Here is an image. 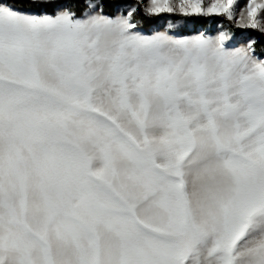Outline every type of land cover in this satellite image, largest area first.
<instances>
[{"label": "snow or ice", "instance_id": "obj_1", "mask_svg": "<svg viewBox=\"0 0 264 264\" xmlns=\"http://www.w3.org/2000/svg\"><path fill=\"white\" fill-rule=\"evenodd\" d=\"M237 5L0 0V264H264V48L135 19Z\"/></svg>", "mask_w": 264, "mask_h": 264}, {"label": "rangeland", "instance_id": "obj_2", "mask_svg": "<svg viewBox=\"0 0 264 264\" xmlns=\"http://www.w3.org/2000/svg\"><path fill=\"white\" fill-rule=\"evenodd\" d=\"M107 1L119 2V4L114 7H112V5L111 6L108 5V8L106 9L104 8L105 11L112 13V16L120 14V12L126 9L129 5H133L137 2V0H107ZM244 4H246V0H238L237 11L240 7H243ZM142 15H144L142 10L141 11L138 10L137 15L135 17L136 21L140 22L139 23L140 26H143L148 29L147 30L148 32L145 33L138 28V31L140 32L141 35H152L156 31H164L168 27V22L170 19L173 21V24H175L176 21H179L178 28L174 30L173 33L175 35H194V34H199V32L203 30H205L208 34H215V31L217 30L216 26L221 23H223L225 27L230 31L231 28H235L232 24H230L228 21L223 19H220V21H216V22H211L209 20L205 27H201L199 25L195 26L193 22L187 19L188 17H179L176 15L169 16V14H162L160 17H158L155 23L150 24L149 22H146L142 19ZM193 18H198V17H193ZM250 38H253V36L248 35L246 32H243L242 34L239 35H234L232 33V38L230 39V41L226 46L238 47L242 44L247 43L248 39Z\"/></svg>", "mask_w": 264, "mask_h": 264}, {"label": "trees", "instance_id": "obj_3", "mask_svg": "<svg viewBox=\"0 0 264 264\" xmlns=\"http://www.w3.org/2000/svg\"><path fill=\"white\" fill-rule=\"evenodd\" d=\"M101 3L104 5V8H108V5H112V7L116 6L119 4V2L115 1V2H112V1H107V0H101ZM29 11H33V12H36V11H44V9L42 8H29L28 9ZM108 15H111L112 16V13L110 12H107L105 11ZM142 19L146 22H149L150 24L152 23H155L158 19V17H148V16H145V15H142ZM189 21L193 22V24L195 26H201V27H205L208 23V21L210 20L211 22H216V21H220L219 18H193V17H188L187 18ZM138 28L147 33L148 29L143 27V26H140L138 24ZM231 31L234 35H239V34H242L243 32H246L248 35H251L253 36V38H255L257 41H258V48H264V34H261L259 33L258 31H254V30H243V29H237V28H231Z\"/></svg>", "mask_w": 264, "mask_h": 264}]
</instances>
